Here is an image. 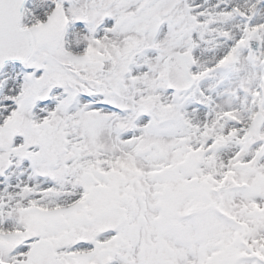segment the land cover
<instances>
[{
	"label": "snow or ice",
	"instance_id": "obj_1",
	"mask_svg": "<svg viewBox=\"0 0 264 264\" xmlns=\"http://www.w3.org/2000/svg\"><path fill=\"white\" fill-rule=\"evenodd\" d=\"M0 264H264V0H0Z\"/></svg>",
	"mask_w": 264,
	"mask_h": 264
}]
</instances>
